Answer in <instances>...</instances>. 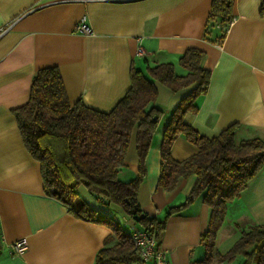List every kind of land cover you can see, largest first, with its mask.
Here are the masks:
<instances>
[{"label":"crops","instance_id":"1","mask_svg":"<svg viewBox=\"0 0 264 264\" xmlns=\"http://www.w3.org/2000/svg\"><path fill=\"white\" fill-rule=\"evenodd\" d=\"M211 0H0V264H96L95 254L111 229L76 216L44 192L39 162L26 150L13 109L29 96L32 74L45 66L60 72L69 102L108 111L130 87V68L149 76L146 66L168 62L175 74L188 48L204 51L202 66L210 71L207 92L196 100V113L183 121L212 137L237 124L235 140H264V17L260 0H234L233 18L221 44L202 38ZM90 28L75 29L80 19ZM141 45L143 54L136 55ZM153 104L162 110L145 156V174L136 190L140 208L163 219L169 206L181 203L196 175L181 178L165 191L157 185L160 143L171 111L194 87L177 91L154 80ZM196 145L178 134L170 154L183 160ZM118 177L135 176L139 157L136 128H132ZM80 199L127 228H135L120 208L96 200L82 187ZM209 208L198 196L165 218L159 242L168 264H193L205 255L201 238ZM264 224V165L248 180L238 197L229 201L216 230L215 248L226 252L242 230ZM24 238L26 248L14 254L11 244ZM110 238L106 244H112ZM236 254L216 264H241ZM135 264H153L141 260Z\"/></svg>","mask_w":264,"mask_h":264},{"label":"trees","instance_id":"2","mask_svg":"<svg viewBox=\"0 0 264 264\" xmlns=\"http://www.w3.org/2000/svg\"><path fill=\"white\" fill-rule=\"evenodd\" d=\"M233 2L211 0L202 34L204 40L222 43L233 18ZM259 14L264 17V0H260ZM203 56L201 49H186L178 59L186 70L184 74H175L168 62L146 66L149 76L131 66L130 87L108 111L90 108L80 99L69 102L58 68L45 66L32 74L27 101L12 110L26 150L39 162L45 194L63 203L76 216L111 229L110 238L115 240L108 245L109 238L98 249L96 264H135L141 260L129 231L80 199L79 187L99 202L120 208L136 227L144 228L159 242L165 218L201 196L210 211L209 222L201 238L205 255L193 264H216L236 254L242 256L241 264H264V224L242 230L224 253L215 248L216 230L225 217L227 203L238 197L264 165V140L254 137L236 141L235 123L206 137L183 121L187 112H197L196 100L209 87L210 71L202 66ZM154 80L172 91L194 84L171 111L164 126L157 185L170 191L189 174L194 173L196 180L181 203L166 209L163 219L148 216L136 199V190L145 174L150 140L162 116V110L153 104L157 93ZM134 127L139 161L135 176L123 180L118 177V170L125 164L129 135ZM178 134L198 148L183 160H175L170 154ZM135 216H139L138 220Z\"/></svg>","mask_w":264,"mask_h":264},{"label":"built area","instance_id":"3","mask_svg":"<svg viewBox=\"0 0 264 264\" xmlns=\"http://www.w3.org/2000/svg\"><path fill=\"white\" fill-rule=\"evenodd\" d=\"M75 29L81 33H90V28L84 23V17L77 23ZM143 49L138 44L136 48V55L141 56ZM129 237L135 247L136 253L140 260H152L153 264H168L166 259V250L159 245L156 237L141 227L131 228L129 230ZM14 254H21L26 248V241L24 238L18 239L11 244Z\"/></svg>","mask_w":264,"mask_h":264},{"label":"rangeland","instance_id":"4","mask_svg":"<svg viewBox=\"0 0 264 264\" xmlns=\"http://www.w3.org/2000/svg\"><path fill=\"white\" fill-rule=\"evenodd\" d=\"M112 206H113V207H115V208H117V207H116L115 205H113V204H112ZM114 219H116V217H115V216H114ZM121 225H122V224H121ZM123 227H124L125 229H127V231H129V230H130V228H127V225H123Z\"/></svg>","mask_w":264,"mask_h":264},{"label":"water","instance_id":"5","mask_svg":"<svg viewBox=\"0 0 264 264\" xmlns=\"http://www.w3.org/2000/svg\"><path fill=\"white\" fill-rule=\"evenodd\" d=\"M153 119H155V117H153ZM105 202H107V199H104ZM143 216V214L141 215ZM139 216H135V219L138 220Z\"/></svg>","mask_w":264,"mask_h":264}]
</instances>
